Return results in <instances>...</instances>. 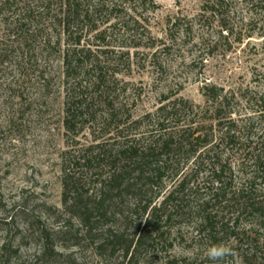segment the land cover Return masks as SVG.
<instances>
[{"label": "trees", "instance_id": "16d2710c", "mask_svg": "<svg viewBox=\"0 0 264 264\" xmlns=\"http://www.w3.org/2000/svg\"><path fill=\"white\" fill-rule=\"evenodd\" d=\"M109 1L2 2L0 14L6 19L1 24L0 66L15 69L14 84L35 78L45 92L51 87L48 57H56L66 91L67 138L78 137L82 119L92 124L93 135L99 134L89 147L64 154L59 214L75 221L78 231L69 224L48 230L36 217L28 222L41 245L39 259L58 263L67 259L58 248L88 246L99 264H147L166 255L172 242L182 239V229L192 227L196 253L166 255L165 264H232L235 256L241 264H264V193L258 189L264 186V97L258 102L247 91L225 92L207 84L201 89L205 107L163 96L153 112L138 117L120 112L109 101L114 86L103 68H96L90 42L85 45L91 35L103 41L106 30L100 25L107 24L96 20L104 11H117ZM243 6L247 27L264 17V0H244ZM229 7L228 0H217L212 8L226 10L219 16L221 36L226 37L236 27L225 22L234 13ZM86 70L98 74L89 101L82 92ZM233 101H244L246 107L254 101L261 109L254 117L235 119ZM97 104H106L105 110L96 112ZM215 244L227 245L231 254L209 259L207 249ZM1 249L11 255L8 244Z\"/></svg>", "mask_w": 264, "mask_h": 264}, {"label": "rangeland", "instance_id": "374dc122", "mask_svg": "<svg viewBox=\"0 0 264 264\" xmlns=\"http://www.w3.org/2000/svg\"><path fill=\"white\" fill-rule=\"evenodd\" d=\"M16 1L20 0L10 3ZM216 1H109L118 6L117 11H104L96 20V24H107L100 25L101 31L106 30L103 41L91 35L85 38V45L90 42L96 68H103L106 81L114 86L109 100L114 108L138 117L155 111L163 96L205 107L201 89L207 84L222 87L225 92L247 91L246 96L256 101L264 97V17L247 27L243 22L247 18L244 0H228L234 13H229L230 19L225 22L236 27L233 36H221L219 16L226 10L212 9ZM5 19L0 14V38ZM99 44L105 47H97ZM47 69L51 87L44 92L35 78L14 84L18 81L15 69L0 66V264H69V260L99 264L88 246L82 250L58 248L68 259L61 258L58 263L40 260L41 245L28 230V222L36 217L48 230L69 224L71 230L78 231L75 221L59 214L63 211L64 154L89 147L99 135L97 131L93 135L92 124L82 119L78 137L67 138L63 127V70L54 56L48 57ZM87 70L82 92L84 100L89 101L94 98L93 83L98 74ZM232 104L235 119L254 117L261 109L254 101L248 107L244 101ZM105 105L97 104L94 110L104 111ZM257 119L254 121L260 126ZM235 158L238 154L233 161ZM258 189L264 193V186ZM192 232V227H184L182 239L172 242L166 255L178 258L195 254ZM4 244H8L12 259L1 249ZM166 255L159 254L147 264H165ZM231 263L241 261L235 256Z\"/></svg>", "mask_w": 264, "mask_h": 264}, {"label": "clouds", "instance_id": "9594fccd", "mask_svg": "<svg viewBox=\"0 0 264 264\" xmlns=\"http://www.w3.org/2000/svg\"><path fill=\"white\" fill-rule=\"evenodd\" d=\"M230 254L231 249L225 244H215L207 249L208 258L214 261L222 260L225 256Z\"/></svg>", "mask_w": 264, "mask_h": 264}]
</instances>
